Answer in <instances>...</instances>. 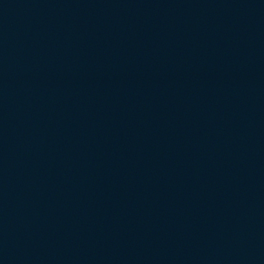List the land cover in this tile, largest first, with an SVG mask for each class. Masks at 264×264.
<instances>
[{
	"label": "water",
	"instance_id": "95a60500",
	"mask_svg": "<svg viewBox=\"0 0 264 264\" xmlns=\"http://www.w3.org/2000/svg\"><path fill=\"white\" fill-rule=\"evenodd\" d=\"M0 264H264V0H0Z\"/></svg>",
	"mask_w": 264,
	"mask_h": 264
}]
</instances>
